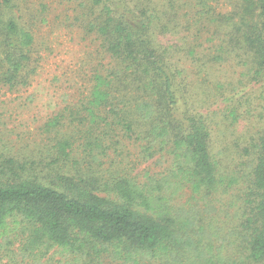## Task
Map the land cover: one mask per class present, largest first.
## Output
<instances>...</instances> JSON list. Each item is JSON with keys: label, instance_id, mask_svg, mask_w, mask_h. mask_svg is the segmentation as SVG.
I'll list each match as a JSON object with an SVG mask.
<instances>
[{"label": "trees", "instance_id": "trees-1", "mask_svg": "<svg viewBox=\"0 0 264 264\" xmlns=\"http://www.w3.org/2000/svg\"><path fill=\"white\" fill-rule=\"evenodd\" d=\"M229 1L230 11L199 17L211 34L198 60L239 70L230 82L244 91L239 114L255 118L243 159L222 166L227 148L212 151L210 123L186 104L188 70L161 44L170 27L157 26L154 9L92 0L84 23L114 66L94 73L67 119L74 132L30 153L0 150V264H264V0ZM8 4L0 0V85L13 89L35 71L34 36L3 17ZM228 106L222 115L235 116ZM125 140L136 144L135 165L116 159Z\"/></svg>", "mask_w": 264, "mask_h": 264}, {"label": "rangeland", "instance_id": "rangeland-1", "mask_svg": "<svg viewBox=\"0 0 264 264\" xmlns=\"http://www.w3.org/2000/svg\"><path fill=\"white\" fill-rule=\"evenodd\" d=\"M111 1L124 8L133 7L135 11L141 3H145L154 9L157 26L165 24L164 27H170L169 31L160 35V40L163 46L174 45L169 47V54L188 70L187 78L182 81L185 84L187 106H196V112L207 116L213 133L212 151L219 152L223 145L227 148L228 155L220 156L222 166L230 167L241 161L246 145L244 141L255 132V118L247 113L239 114L241 109L238 100L244 91L240 86L234 88V84L230 85L236 80L239 70L231 62L213 65L211 62L203 63L205 57L198 60L203 53L201 51L209 45L206 40L211 32L203 26H207L206 16L212 12L230 11L231 2L205 0L206 5H202L199 0ZM90 2L92 0H9L2 11L4 18L13 17L19 26L33 34L34 41L29 54L35 71L30 75L29 84L24 87L8 89L0 85V150L30 153L43 148L62 132H74L68 120L80 113L94 73L103 70L108 73L113 68L112 60L100 45V40L93 32H88L84 23L90 16L87 12ZM207 8L211 10L209 14L199 19ZM229 103L238 107L235 116L222 115V111L225 112L222 109L229 112ZM63 115L65 120L60 118ZM55 117L64 121V126L51 129L49 122ZM135 148L136 144L125 140L119 149L120 156L117 153L116 159L121 161L123 157L130 158L135 165ZM108 152L111 157L112 151ZM108 159L109 162H106L107 158L104 159L105 166H109ZM143 166H138L137 171ZM19 259L16 256L12 263L57 262L54 261L56 256L52 261L33 263L29 258ZM6 260L3 258L1 261L5 263Z\"/></svg>", "mask_w": 264, "mask_h": 264}]
</instances>
